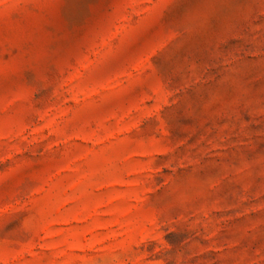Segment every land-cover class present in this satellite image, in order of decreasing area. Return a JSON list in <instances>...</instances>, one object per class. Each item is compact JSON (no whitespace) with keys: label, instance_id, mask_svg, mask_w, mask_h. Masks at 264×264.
I'll use <instances>...</instances> for the list:
<instances>
[{"label":"rangeland","instance_id":"rangeland-1","mask_svg":"<svg viewBox=\"0 0 264 264\" xmlns=\"http://www.w3.org/2000/svg\"><path fill=\"white\" fill-rule=\"evenodd\" d=\"M0 264H264V0H0Z\"/></svg>","mask_w":264,"mask_h":264}]
</instances>
